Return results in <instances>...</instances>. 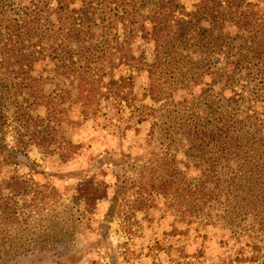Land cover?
<instances>
[{"label":"trees","instance_id":"16d2710c","mask_svg":"<svg viewBox=\"0 0 264 264\" xmlns=\"http://www.w3.org/2000/svg\"><path fill=\"white\" fill-rule=\"evenodd\" d=\"M262 3L0 0V167L26 157L30 144L52 152L68 107L83 118L108 110L123 118L125 110L127 126H147L150 149L120 179L136 190L133 206L161 198L177 221L220 225L244 241L236 261L248 247L247 261L264 264L255 259L264 240ZM137 38L152 43L150 62L135 55ZM122 67L126 76H115ZM141 71L139 94L151 104L134 101ZM37 108L44 114H33ZM9 122L11 150L4 144ZM3 186L15 194L29 187L15 175Z\"/></svg>","mask_w":264,"mask_h":264},{"label":"rangeland","instance_id":"374dc122","mask_svg":"<svg viewBox=\"0 0 264 264\" xmlns=\"http://www.w3.org/2000/svg\"><path fill=\"white\" fill-rule=\"evenodd\" d=\"M181 1L190 8L195 0ZM152 48L142 38L134 43L135 55L143 52L146 62L153 57ZM127 73L122 67L115 76ZM145 82V71L135 75L137 104L152 103L139 94ZM36 113L43 115L44 110L37 108ZM121 115L108 110L83 118L76 107H68L52 152L30 144L26 157L18 155L19 162L0 167V264H250L248 247L238 252L236 261L244 241H235L220 225L177 221L161 198L150 207L133 206L136 190L122 188L120 179L131 176L135 157L150 150L147 126L134 122L129 127L126 111ZM13 133L9 122L6 149H12ZM13 175L27 182V192L15 194L3 186ZM85 187L91 195L82 192ZM87 195L95 197L93 204ZM255 257L264 262V240L258 242Z\"/></svg>","mask_w":264,"mask_h":264}]
</instances>
